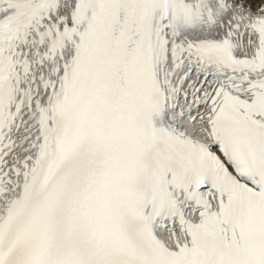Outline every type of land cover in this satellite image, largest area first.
I'll return each mask as SVG.
<instances>
[{"label": "snow or ice", "instance_id": "1", "mask_svg": "<svg viewBox=\"0 0 264 264\" xmlns=\"http://www.w3.org/2000/svg\"><path fill=\"white\" fill-rule=\"evenodd\" d=\"M0 264H264V0H0Z\"/></svg>", "mask_w": 264, "mask_h": 264}]
</instances>
